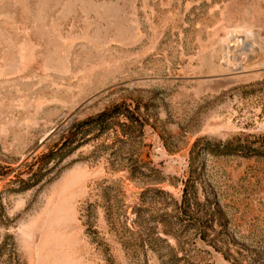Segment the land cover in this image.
<instances>
[{"label": "rangeland", "instance_id": "rangeland-1", "mask_svg": "<svg viewBox=\"0 0 264 264\" xmlns=\"http://www.w3.org/2000/svg\"><path fill=\"white\" fill-rule=\"evenodd\" d=\"M0 264H264V0H0Z\"/></svg>", "mask_w": 264, "mask_h": 264}]
</instances>
